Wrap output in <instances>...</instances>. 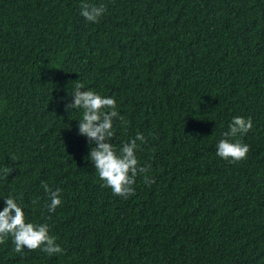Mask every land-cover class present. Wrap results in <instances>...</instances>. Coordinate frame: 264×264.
Returning a JSON list of instances; mask_svg holds the SVG:
<instances>
[{
  "label": "trees",
  "instance_id": "obj_1",
  "mask_svg": "<svg viewBox=\"0 0 264 264\" xmlns=\"http://www.w3.org/2000/svg\"><path fill=\"white\" fill-rule=\"evenodd\" d=\"M87 2L106 6L96 23L81 0H0V211L14 196L64 250L9 237L0 264H264V0ZM77 81L115 98L117 149L145 137L154 184L102 187ZM237 116L253 127L232 163L216 152ZM43 183L61 190L52 213Z\"/></svg>",
  "mask_w": 264,
  "mask_h": 264
},
{
  "label": "clouds",
  "instance_id": "obj_2",
  "mask_svg": "<svg viewBox=\"0 0 264 264\" xmlns=\"http://www.w3.org/2000/svg\"><path fill=\"white\" fill-rule=\"evenodd\" d=\"M80 8V14L92 23L98 22L106 11L105 5L91 4L87 0H81ZM84 88V83H74V103L68 107L82 110L79 132L95 142L90 155L98 177L103 181L102 187L110 189L115 196L127 198L135 195L134 185L138 176H143L146 185L154 184L155 179L147 175L151 165L141 167L136 155L137 141L144 143L145 137L138 133L134 140L117 149L109 142L114 136L113 118L117 117L115 98L102 96L92 89L81 91ZM119 119L124 122V117ZM252 127L250 117H234L228 125V131L223 133L224 138L217 145L216 155L232 163L246 159L250 146L234 138L247 134ZM12 170L10 167L3 168V178H7ZM42 187L46 193H50L47 210L52 213L62 203L61 190L57 188L53 191L47 183H43ZM4 203L5 207L0 211V244H4L11 237L16 253H22L26 248L30 251L39 249L49 256L63 254L64 250L56 242L57 238L49 234L47 223L28 221L14 196L4 199Z\"/></svg>",
  "mask_w": 264,
  "mask_h": 264
}]
</instances>
